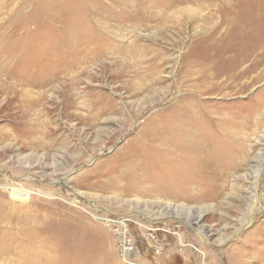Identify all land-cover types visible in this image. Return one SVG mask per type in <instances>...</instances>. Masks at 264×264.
Instances as JSON below:
<instances>
[{"label": "rangeland", "instance_id": "rangeland-1", "mask_svg": "<svg viewBox=\"0 0 264 264\" xmlns=\"http://www.w3.org/2000/svg\"><path fill=\"white\" fill-rule=\"evenodd\" d=\"M8 1L0 0V34L4 33L5 39L12 40L21 31L15 26L10 29L3 27L10 18L4 12L11 11L17 2L9 4ZM224 1L226 8L220 13L216 12L214 5H209L203 13L212 19H201L199 11H196V17L185 22L183 27L170 22H152L138 28H125L102 21L103 31L98 32L110 41V49L94 60L88 59L84 65L70 68L68 75H61L43 87L31 85L33 80L30 77H27L30 78L28 83L22 79L12 81L1 70L0 168L17 176L33 175L34 183L41 178L47 184L45 190L59 191L52 202L62 207L63 214L59 215L54 210L52 213L40 212L36 208L32 213L39 222H43L44 214H48L46 223L49 225L43 222L42 226L54 236V240L48 243L54 252L47 248L44 251L40 242L33 245L42 260L51 264L52 261L53 264H231L229 251L238 241L235 232L241 227L240 221L247 210V202L240 192L243 181L227 180L218 200H178L159 194L164 188L159 185L160 173L153 172L149 164L142 167L135 162L134 151L124 150L132 147L131 140L146 119L166 108L179 93L187 94L191 82L186 80L202 70L199 65L181 63L189 40L214 29L222 19L226 20L222 32L235 31L238 0ZM254 1L264 4V0ZM5 5L10 7L3 10ZM27 9L28 6L23 7L22 12ZM257 29L264 30V23H260ZM44 36L33 35L31 40L39 42ZM45 49L51 51L40 44L36 54L42 55ZM155 50L163 52L168 59L159 70L148 68L159 52L155 53ZM69 56L74 58L76 55ZM28 63H31V58ZM251 64L257 66L250 75L256 80L246 91L237 95L231 92L224 97L214 96L212 101L244 109L253 104L255 98L254 102L264 103V93L261 95L264 89V48L256 51L242 67ZM47 65L55 63L49 59L40 65L39 71ZM178 73L180 80L177 82ZM26 113L29 120L26 127H31L37 117L41 121L36 127L37 134L29 140L32 144L28 146L20 141L22 130L12 121ZM255 116L251 130L246 131L251 138L246 140L248 144L245 142V147L249 148V141L254 142L256 135L261 137V143L253 146L258 159L250 160L252 168L249 171L253 175L264 169V136L261 135L264 133V106L255 112ZM5 130L12 135L9 139H2ZM24 160L28 161L26 165L22 164ZM27 165L32 168L30 172ZM134 173L135 179L131 178ZM51 183L53 186L49 187ZM8 184L10 188L16 185L11 179ZM66 187L72 189L71 194L66 192ZM3 192L1 199L11 204L10 190ZM259 195L264 201V190ZM32 202L31 199L28 205ZM166 203L174 206L165 207ZM15 205L27 206L18 202ZM175 205H186L191 210L184 211ZM204 205H213V208L200 209ZM199 215L202 217L197 220ZM258 218L255 227L264 220V209ZM69 224L73 229L74 242L71 243L65 240ZM10 225L6 228L16 226ZM117 227L126 235L120 236ZM60 237L63 239L61 242ZM128 241L130 244L126 245ZM122 242L124 247L129 246L128 251H122ZM221 243L225 244L222 246ZM14 250L13 255L3 257L0 254V264H16L18 254ZM252 261L248 260V264H257Z\"/></svg>", "mask_w": 264, "mask_h": 264}, {"label": "bare ground", "instance_id": "bare-ground-1", "mask_svg": "<svg viewBox=\"0 0 264 264\" xmlns=\"http://www.w3.org/2000/svg\"><path fill=\"white\" fill-rule=\"evenodd\" d=\"M15 1L17 2L11 11L4 12L10 15V18L3 27L10 29L15 26L21 33L12 40L5 39L4 33L0 34V76L3 70L12 81L22 79L28 83L32 78L31 85L33 83L41 87L55 82L61 75H68L70 68L84 65L88 59L94 60L110 49L112 46L110 41L100 36L98 32L103 31L102 21L125 28L130 26L138 28L152 22H170L174 26L180 24L183 27L185 22L196 17V11H199L198 16L201 19H212L208 14L203 15L209 5L216 6V12L219 13L226 8L224 0H9L8 3L13 4ZM239 1L236 2L239 7L235 12L238 18L235 31L222 32L221 29L226 23V20L222 19L214 29L199 33L189 40L181 63L189 66L196 64L202 70L198 75L186 80L191 82L187 94L179 93L176 100L166 108L146 119L131 140L130 145L133 148L125 147L124 150L134 151L135 162L142 167L149 164L153 172L160 173L159 185L164 188L159 194L172 196L178 200L186 202L218 200L227 180L243 181L240 192L245 203L247 202V210L240 221L241 227L235 232L238 241L231 246L228 258L231 264H248V260L264 264V220L260 221L261 224L259 223L257 227L254 226L260 218L259 213L264 209V201L259 195L261 190L262 192L264 190V169L259 173L256 171L254 175L249 171L252 168L250 160L258 159L253 146L261 143V137L256 135L254 142L249 141V148L245 147L246 140L251 138L246 131L251 130L253 120L256 119L255 112L264 106V103L254 102L257 100L255 98L253 104L244 109L212 101L214 96L224 97L231 92L233 95L240 94L256 80L250 75L256 71L257 66L242 65L253 58L256 51L264 48V30L257 29L260 23H264V12H261L264 11V4L260 5L254 0ZM26 6L27 11L22 12ZM9 7L5 5L2 9L7 10ZM259 11L261 14L255 16ZM37 34L46 36L39 42H32L31 36ZM218 43L225 45L220 46ZM40 44L51 51L45 49L42 55L36 54ZM88 47H91L89 51L86 50ZM72 54L76 56L71 58L69 55ZM155 55L148 68L159 70L158 68L164 66L168 59L160 51ZM2 57L5 59L2 60ZM30 58L31 63H28ZM49 59H52L55 65L43 66L44 68L39 71L40 65ZM176 79L177 82L180 80V73L176 75ZM1 91L0 83V93ZM263 93L264 89L261 95ZM67 100L70 101L71 97L68 96ZM26 114L17 116L12 121L22 130V140H19L28 146L32 144L29 140L37 134L36 127L41 121L40 117H37L31 127H26L25 123L29 121ZM5 131L2 139H9L12 135L9 130ZM261 135L264 136V133ZM26 163L28 161L24 160L22 164ZM26 168L29 172L32 170L28 165ZM0 172L1 256L13 255L15 249L14 252L18 254L16 264H51L47 260H42V256L33 245L40 242L44 251L47 248L54 252V249L48 247L54 236L42 225L43 222L49 225V222L46 223L49 219L47 213L52 210L59 215L63 214L62 207L56 206L57 202V204L52 202L59 191L49 188L53 186L52 183L48 185L49 190H45L47 185L45 181L37 178V183H34L35 177L30 174L17 176L2 168ZM135 175L134 173L131 178H137ZM10 179L16 183L11 188L8 184ZM66 189V192L71 194L72 189L68 187ZM6 190L7 192L10 190L13 199L11 204H6V201L1 199L3 191ZM31 199L33 202L28 205ZM15 202L27 206L17 207ZM51 205H54V208ZM164 206L174 205L166 203ZM178 206L184 211L191 210L186 205ZM35 208L40 212L42 210L47 212L44 214L43 222L33 218ZM202 208L210 209L213 205H204L200 209ZM256 208L258 209L254 213ZM201 217L202 215H199L197 220ZM155 221L158 222L157 219ZM51 223L53 226V222ZM10 224L16 226L6 228V225ZM248 229L253 230L247 232ZM72 230V225L69 224L68 234L65 236L68 243L74 242ZM118 231L120 232L119 228ZM123 235L126 234L121 231L120 236ZM61 241L63 239L60 237ZM224 244L221 243L222 246ZM246 248H250V251H246Z\"/></svg>", "mask_w": 264, "mask_h": 264}, {"label": "built area", "instance_id": "built-area-1", "mask_svg": "<svg viewBox=\"0 0 264 264\" xmlns=\"http://www.w3.org/2000/svg\"><path fill=\"white\" fill-rule=\"evenodd\" d=\"M121 244H122V251H123V250H128V249H130L129 246L124 247L123 243H121ZM129 244H130V243H129V241H128L126 245H129Z\"/></svg>", "mask_w": 264, "mask_h": 264}]
</instances>
